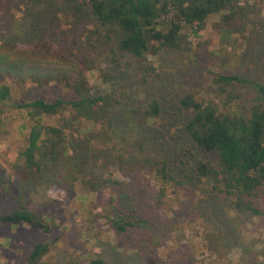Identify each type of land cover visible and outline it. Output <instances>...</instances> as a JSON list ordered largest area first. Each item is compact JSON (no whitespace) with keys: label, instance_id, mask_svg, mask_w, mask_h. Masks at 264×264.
Wrapping results in <instances>:
<instances>
[{"label":"trees","instance_id":"1","mask_svg":"<svg viewBox=\"0 0 264 264\" xmlns=\"http://www.w3.org/2000/svg\"><path fill=\"white\" fill-rule=\"evenodd\" d=\"M263 7L264 0H0L5 26L14 27L21 13L30 18L32 29L46 34L32 44L0 43V112L3 107L26 111L36 121L16 149L12 176L0 182V227L26 225L51 236L55 222L49 193H100L111 183L107 176L112 169L125 176L152 170L159 181L173 179L167 165L147 156L152 153L150 138L133 124L136 116L141 124L163 123L160 99L138 102L123 88L98 95L89 75L112 85L122 67L115 57L120 53L134 59L125 68L136 69L146 85L150 77H160L151 58L165 51L190 55L212 17L222 25L220 47L235 36L248 46H264ZM103 51H108L112 68L96 64ZM28 65L48 69L28 70ZM239 83L233 74H215L209 92L215 99L194 94L176 99L184 132L199 156L193 174L186 177L183 171V178L205 183L264 217L258 206L264 196V64L257 84L263 100L249 111L235 103ZM52 87L60 94L53 101L17 97ZM43 116L56 118L55 124H41ZM120 118L131 129L118 130ZM2 122L0 117V126ZM140 137L148 141L146 148ZM118 213L109 218L116 234L137 228L136 209ZM52 244L29 248L26 264H45ZM86 264L107 262L98 257Z\"/></svg>","mask_w":264,"mask_h":264},{"label":"rangeland","instance_id":"2","mask_svg":"<svg viewBox=\"0 0 264 264\" xmlns=\"http://www.w3.org/2000/svg\"><path fill=\"white\" fill-rule=\"evenodd\" d=\"M16 17L19 20L12 28L0 20V43L32 44L46 37L41 29H32L29 17L23 19L21 13ZM221 27L218 18H210L195 39L196 47L190 55L165 51L151 58L159 67L160 77H150L146 85L136 69L131 72L125 68L134 59L120 53L115 57L122 67L116 71L112 85L89 75L98 95L123 88L134 93L138 102L160 99L163 123L141 124L136 116L133 124L150 138L148 142L140 137L143 146L146 148L148 142L151 148L147 156L167 165V173L174 178L159 181L152 170L125 176L112 169L107 176L111 183L100 193L51 192L49 209L55 222L51 236H43L26 225L0 227V264H26L29 248L39 242L54 243L45 264H86L98 257L107 264H264V217L238 207L233 199L205 183H190L183 178V171L186 177L193 174L199 156L182 127L176 106L178 97L194 94L199 99H215L209 93L214 75L225 73L242 80L238 84L240 99L235 100L241 109L249 111L263 100L257 84L263 77L264 46H248L235 36L224 48L220 47ZM95 62L113 67L108 51H103ZM26 69L42 72L48 68L28 65ZM53 88L28 90L17 97L53 101L60 97ZM0 117L1 182L12 176L16 149L36 121L26 111L8 107H3ZM39 120L45 126L56 122V118L47 116ZM120 123L118 130L131 129L121 118ZM258 206L264 209V196ZM131 207L137 210L140 223L128 234H116L109 218Z\"/></svg>","mask_w":264,"mask_h":264}]
</instances>
